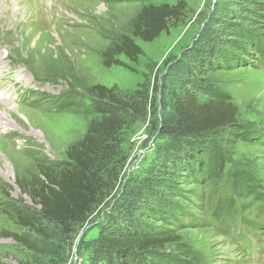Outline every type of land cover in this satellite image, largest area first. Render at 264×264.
I'll return each mask as SVG.
<instances>
[{
	"label": "rangeland",
	"instance_id": "1",
	"mask_svg": "<svg viewBox=\"0 0 264 264\" xmlns=\"http://www.w3.org/2000/svg\"><path fill=\"white\" fill-rule=\"evenodd\" d=\"M181 1L188 13L182 25L151 43L136 41V62L120 57L106 68L105 48L140 6L177 0H0V264H55L32 258L10 237L26 231L7 214L38 209L16 181L38 163L65 161L93 116L98 88L152 87L167 64L207 41L215 51L194 91L202 100L225 96L240 121L206 145L211 177L189 163L156 187L151 209L136 217L147 237L177 240L151 264H264V0ZM138 120L123 136L126 161L113 192L67 243L63 264L85 263L80 245L96 237L128 180L165 143L152 118Z\"/></svg>",
	"mask_w": 264,
	"mask_h": 264
},
{
	"label": "trees",
	"instance_id": "2",
	"mask_svg": "<svg viewBox=\"0 0 264 264\" xmlns=\"http://www.w3.org/2000/svg\"><path fill=\"white\" fill-rule=\"evenodd\" d=\"M187 16L181 0L174 5L140 6L126 31L108 43L102 54L103 66L119 65L120 57L136 62L142 56L136 41L151 43L182 25ZM209 43H198L167 64L152 87L141 86L133 92L98 88L93 116L82 137L68 146L65 161L38 163L33 175L16 181L38 209H16L7 214L26 231L10 237L32 258L65 262L63 255L70 250L67 243L87 225L118 182L126 161L123 136L138 119L148 116L165 143L154 150L145 172L128 180L123 199L98 224L96 237L80 245L86 253L84 264H151L154 253L177 241L173 236L147 237L136 215L151 209L149 199L157 195L156 187L169 185L189 163L199 171L204 166L203 175L211 177L212 166L207 162L213 160L206 145L240 121L238 109L225 96L202 100L194 91L215 51Z\"/></svg>",
	"mask_w": 264,
	"mask_h": 264
}]
</instances>
